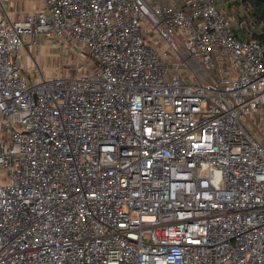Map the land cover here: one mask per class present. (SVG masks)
I'll use <instances>...</instances> for the list:
<instances>
[{"label": "built area", "instance_id": "1", "mask_svg": "<svg viewBox=\"0 0 264 264\" xmlns=\"http://www.w3.org/2000/svg\"><path fill=\"white\" fill-rule=\"evenodd\" d=\"M244 1L0 18V264H264V24ZM43 41L78 45L70 74L22 66Z\"/></svg>", "mask_w": 264, "mask_h": 264}, {"label": "rangeland", "instance_id": "2", "mask_svg": "<svg viewBox=\"0 0 264 264\" xmlns=\"http://www.w3.org/2000/svg\"><path fill=\"white\" fill-rule=\"evenodd\" d=\"M40 50L37 52L35 48L30 47L29 51L22 53L19 61L23 67H35L46 78L59 77L61 75L70 74L72 67L79 60L80 48L72 43L65 44L62 49L58 48L56 41L42 42ZM86 62L93 60L90 55L81 56ZM93 62V61H92Z\"/></svg>", "mask_w": 264, "mask_h": 264}, {"label": "crops", "instance_id": "3", "mask_svg": "<svg viewBox=\"0 0 264 264\" xmlns=\"http://www.w3.org/2000/svg\"><path fill=\"white\" fill-rule=\"evenodd\" d=\"M0 18L11 23L42 9L41 0H0ZM26 68V66H25Z\"/></svg>", "mask_w": 264, "mask_h": 264}, {"label": "trees", "instance_id": "4", "mask_svg": "<svg viewBox=\"0 0 264 264\" xmlns=\"http://www.w3.org/2000/svg\"><path fill=\"white\" fill-rule=\"evenodd\" d=\"M244 2L251 6L253 19L264 24V0H245ZM256 38L264 46V33Z\"/></svg>", "mask_w": 264, "mask_h": 264}]
</instances>
